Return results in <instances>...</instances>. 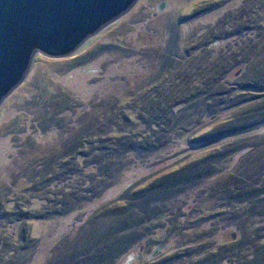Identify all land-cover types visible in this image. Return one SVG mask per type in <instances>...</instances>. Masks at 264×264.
<instances>
[{
	"label": "rangeland",
	"instance_id": "374dc122",
	"mask_svg": "<svg viewBox=\"0 0 264 264\" xmlns=\"http://www.w3.org/2000/svg\"><path fill=\"white\" fill-rule=\"evenodd\" d=\"M240 2L139 0L127 15L72 56L50 59L35 55L26 79L0 106V264H59L61 258L89 248L99 233L116 223L113 217H105L83 230L99 209L116 203L130 189L136 192L218 148L197 141L215 125L203 127L146 162L133 161L108 185L103 179L93 181L91 173L96 171L86 168L90 159L86 164L73 157L60 161L70 153L77 136L93 126L99 129L98 118L112 102L128 108L132 99L158 85L171 61L226 34L217 33L218 18L238 8ZM257 133L264 135V129ZM258 140L263 141L264 136ZM228 165L221 162L220 167ZM84 178L93 181L94 201L67 191L71 186L84 189ZM110 185L115 186L101 193ZM202 195L201 190L195 196L184 194L172 208L168 206L173 215L160 223L166 230L154 241H168L170 248L156 264H201L196 254L188 257L183 251L198 247L188 248L187 243L193 235L203 234L205 223L222 246L239 240L241 232L231 220L236 210L229 211L235 208H229L215 189L213 197ZM210 214L217 215L214 227ZM140 247L133 250L136 253L131 259L116 264H146L145 260L135 263Z\"/></svg>",
	"mask_w": 264,
	"mask_h": 264
},
{
	"label": "trees",
	"instance_id": "16d2710c",
	"mask_svg": "<svg viewBox=\"0 0 264 264\" xmlns=\"http://www.w3.org/2000/svg\"><path fill=\"white\" fill-rule=\"evenodd\" d=\"M240 1L238 8L218 18L216 31L226 34L208 42L206 50V45L198 47L171 61L158 85L132 99L128 108L112 102L98 118L99 129L93 126L77 136L60 161L73 157L86 164L90 159L86 168L96 171L91 173L93 181L103 179L108 185L133 161L146 162L203 127L215 125L197 141L218 148L99 209L83 230L105 217H113L116 223L99 233L89 248L61 258L59 264H116L135 254L139 246L135 263L156 264L170 244L154 238L163 237L166 229L160 223L173 215L170 207L175 200L200 190L212 196L214 189L229 208H235L229 211L236 210L231 220L240 238L222 246L205 223L203 234L193 235L187 243L188 248L198 247L184 250L183 255L196 254L201 264H264V140H258L264 135L257 133L264 129V0ZM221 162H229L228 167L221 168ZM92 179L84 178L87 190L71 186L67 191L94 201ZM114 186L103 187L101 193ZM208 217L214 227L217 215ZM160 246H164L161 254L149 260Z\"/></svg>",
	"mask_w": 264,
	"mask_h": 264
},
{
	"label": "water",
	"instance_id": "95a60500",
	"mask_svg": "<svg viewBox=\"0 0 264 264\" xmlns=\"http://www.w3.org/2000/svg\"><path fill=\"white\" fill-rule=\"evenodd\" d=\"M138 2L0 0V106L26 79L37 53L50 59L72 56ZM163 249L164 246L156 248L151 258L159 256Z\"/></svg>",
	"mask_w": 264,
	"mask_h": 264
}]
</instances>
